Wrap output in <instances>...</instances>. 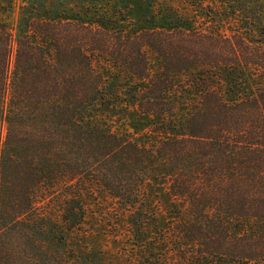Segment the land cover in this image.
<instances>
[{
  "label": "trees",
  "instance_id": "1",
  "mask_svg": "<svg viewBox=\"0 0 264 264\" xmlns=\"http://www.w3.org/2000/svg\"><path fill=\"white\" fill-rule=\"evenodd\" d=\"M229 6L208 32L105 14L16 36L0 23V264H74L94 190L142 248L168 219L167 255L142 264H264V3ZM103 60L132 81L108 83ZM131 105L151 141L103 118Z\"/></svg>",
  "mask_w": 264,
  "mask_h": 264
},
{
  "label": "rangeland",
  "instance_id": "2",
  "mask_svg": "<svg viewBox=\"0 0 264 264\" xmlns=\"http://www.w3.org/2000/svg\"><path fill=\"white\" fill-rule=\"evenodd\" d=\"M233 9L229 0H207L206 7L202 9H196L186 0H0V23L16 36L29 34V25L33 20L52 21L61 16L67 18L73 13H80L84 18L87 14L90 19L105 14L123 16L146 27L178 26L208 32L216 30L218 24L211 21L207 14L214 15L216 11L231 13ZM224 26L230 32L226 21ZM98 69L108 83L132 81L131 77L105 60ZM126 112V117L121 115ZM103 118L112 124L113 130L130 138L148 142L154 138L147 121L138 114L134 105L129 106L127 111L110 110ZM86 207L85 222L70 237L77 254L72 258L74 264H142V252L151 254L146 256V260L150 261L165 253L157 246L159 239L163 238L161 232L169 230H165L170 225L168 219L164 218L160 227L149 226L145 236L147 244L142 248L139 236L128 223L127 214L119 210L110 198L94 190L87 194Z\"/></svg>",
  "mask_w": 264,
  "mask_h": 264
}]
</instances>
